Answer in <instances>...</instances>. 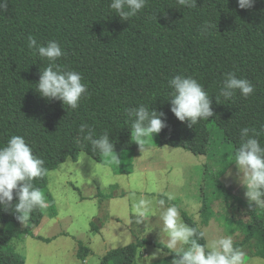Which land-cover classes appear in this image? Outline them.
I'll return each instance as SVG.
<instances>
[{"label": "trees", "instance_id": "1", "mask_svg": "<svg viewBox=\"0 0 264 264\" xmlns=\"http://www.w3.org/2000/svg\"><path fill=\"white\" fill-rule=\"evenodd\" d=\"M111 2L10 0L8 11L0 15V147L19 135L45 161L47 174L33 183L43 191L53 216L57 212L47 189L48 172L68 158L77 160L81 151L106 163L82 139L81 123L92 127L97 139L108 130L115 151L133 146L132 118L125 110L141 104L165 113L167 127L159 133L161 144L196 154H207L210 149L211 121L223 130L220 140L233 144V152L242 128L264 130V0H256L248 10L240 9L237 0H197L195 8L180 6L176 0H149L128 21L115 14ZM205 22L213 28L210 35L201 36L199 28ZM29 36L42 45L58 41L67 55L57 64L82 74L91 96L78 109L40 96L36 85L48 61L27 47ZM229 72L251 81L254 94L245 99L237 92L229 101L220 97L219 88ZM177 75L191 76L203 85L212 100L213 117L188 127L187 121L174 116L168 81ZM260 142L264 146V134ZM233 163L231 158L217 177ZM16 202L14 195L13 204ZM249 209L243 238L234 246L240 249L254 240L258 248L253 254L264 257V213ZM45 214L44 209L34 210L22 229L14 209H0V223L7 224L0 227V264H27L26 257L14 250L12 240L31 235V228ZM200 214L209 223L217 212L207 202ZM184 219L189 226L198 225L187 213ZM144 242L147 239L109 250L101 264H136L138 248ZM79 245L77 256L84 260L91 250ZM173 257L171 253L166 259Z\"/></svg>", "mask_w": 264, "mask_h": 264}, {"label": "rangeland", "instance_id": "2", "mask_svg": "<svg viewBox=\"0 0 264 264\" xmlns=\"http://www.w3.org/2000/svg\"><path fill=\"white\" fill-rule=\"evenodd\" d=\"M209 125L213 140L207 154L161 144L158 134L142 150L134 141L132 147L116 150L119 165L105 156L106 163H102L85 151L77 160L60 163L48 172L47 186L57 214L53 216L47 202L46 214L31 228L32 234L12 240L14 250L26 257L27 264H101L109 250L147 239L138 248L136 264H171L167 249L153 258L165 246L159 229L160 199H165L166 206L177 205L185 223L184 213L191 216L206 232L207 242L221 234L232 235L234 243L241 240L250 219L246 188L235 162L217 177L234 158L233 144L220 140L223 130L213 121ZM168 194L175 199L167 200ZM141 197L153 202L157 216L140 224L132 206ZM207 202L217 215L204 223L200 210ZM252 207L264 213L254 202ZM6 226L0 223V227ZM80 243L91 250L84 260L77 256ZM257 248L254 240L240 248L244 264H264V257L253 254Z\"/></svg>", "mask_w": 264, "mask_h": 264}, {"label": "clouds", "instance_id": "3", "mask_svg": "<svg viewBox=\"0 0 264 264\" xmlns=\"http://www.w3.org/2000/svg\"><path fill=\"white\" fill-rule=\"evenodd\" d=\"M148 2L149 0H112L110 8L121 20L128 21L144 9ZM255 2L256 0H237L238 7L244 10L253 8ZM9 3L10 0H0V15L8 11ZM176 3L186 8L197 6V0H176ZM212 28L213 25L205 22L199 28L200 35H210ZM27 47L48 61V66L41 71L36 85L42 98L59 100L73 110L78 109L82 100L90 98L91 93L82 74L62 69L57 64L61 57L67 55L58 41L50 40L42 45L33 36H29ZM168 85L172 89L170 111L180 122L187 121L188 127H192L214 116L212 100L197 79L177 75L168 81ZM237 92L247 99L254 94L255 85L246 78H239L235 72H229L219 88V96L229 101ZM125 111L132 118L131 139L141 150L150 139L153 140L154 135L167 127L165 113L150 110L144 104ZM79 133L84 141L90 142L94 152L98 150L116 165L121 163L108 130H104L97 139L94 138V129L87 123H81ZM262 134L264 130H257L255 127L242 128L240 141L234 152V162L242 174L239 175V180L246 188L245 196L249 207L254 202L255 207L260 209H264V146L260 142ZM44 165L45 161L33 154L24 137L11 136L6 146L0 147V209H14L16 219L24 223L34 210L47 207L43 191L33 183L47 174L48 170ZM14 195L17 202L13 204ZM174 199V195H167V200ZM132 207L137 223L148 222L150 218L157 216L153 202L144 197ZM157 207L158 219L162 222L160 236L163 234L165 247L154 253L153 258L167 249L169 253H174L171 264H244L245 254L234 246L232 235L221 234L217 239L201 244L198 241L206 238V232L199 225L193 227L186 224L177 205L166 206L165 199H160Z\"/></svg>", "mask_w": 264, "mask_h": 264}]
</instances>
